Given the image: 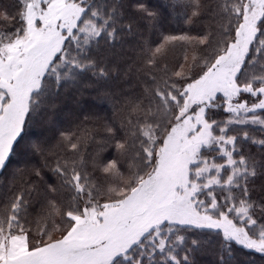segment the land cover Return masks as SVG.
Here are the masks:
<instances>
[{
    "label": "snow or ice",
    "instance_id": "snow-or-ice-1",
    "mask_svg": "<svg viewBox=\"0 0 264 264\" xmlns=\"http://www.w3.org/2000/svg\"><path fill=\"white\" fill-rule=\"evenodd\" d=\"M257 256L264 0H0V264Z\"/></svg>",
    "mask_w": 264,
    "mask_h": 264
},
{
    "label": "trees",
    "instance_id": "trees-1",
    "mask_svg": "<svg viewBox=\"0 0 264 264\" xmlns=\"http://www.w3.org/2000/svg\"><path fill=\"white\" fill-rule=\"evenodd\" d=\"M4 3H7L9 5L14 3V0H3ZM186 28L182 23H170L166 24L163 31L168 34H181L182 31H185ZM193 35H195V30L192 32ZM155 39V37H154ZM183 49L181 48H175L169 51L166 62L169 64L170 67L178 68V65L183 62ZM105 104H109L108 102L104 101ZM82 104H84L85 107L88 105H93V110L102 117L112 118L113 112L111 105L109 104V108H102L98 106V101L93 100L91 97H84L82 100ZM80 116V119L83 118L82 114L77 109L76 104L68 100L64 104L61 105V108L59 109V112L57 115L53 116V120L55 123V130H62V129H74L76 124L79 123V119L77 117ZM61 118V119H60ZM111 152V150H110ZM105 155H108L107 153ZM257 264H259V256H257Z\"/></svg>",
    "mask_w": 264,
    "mask_h": 264
},
{
    "label": "rangeland",
    "instance_id": "rangeland-1",
    "mask_svg": "<svg viewBox=\"0 0 264 264\" xmlns=\"http://www.w3.org/2000/svg\"><path fill=\"white\" fill-rule=\"evenodd\" d=\"M98 106H99V107H102V108L105 107L106 109L110 107L109 104H105L104 102H100V101H98ZM60 119H61V118H60Z\"/></svg>",
    "mask_w": 264,
    "mask_h": 264
}]
</instances>
